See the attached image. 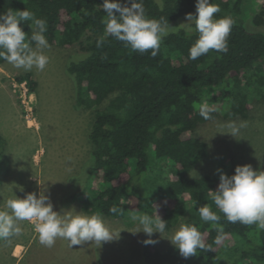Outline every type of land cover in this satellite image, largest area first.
<instances>
[{
  "label": "trees",
  "instance_id": "16d2710c",
  "mask_svg": "<svg viewBox=\"0 0 264 264\" xmlns=\"http://www.w3.org/2000/svg\"><path fill=\"white\" fill-rule=\"evenodd\" d=\"M251 1L211 0L221 9L217 17L235 21L228 50L190 60L196 34L185 32L183 26L162 40L156 57L150 50L133 52L106 35L103 0H0V12L27 9L45 19L50 45L80 43L86 53L66 68L74 83L75 107L93 114L90 165L79 190L81 210L114 218L130 211L158 215L166 221V230L179 222L191 224L212 248L184 258L173 245L158 249L142 240V261L131 264H264V231L229 223L216 209L210 190L218 186L217 172L189 175L207 155V142L195 134L196 127L216 117L244 119L251 100L264 99V32L245 24ZM255 1L258 8L252 11V21L261 24L264 0ZM120 2L130 6L131 0ZM195 2L163 0L161 8L156 0H143L148 18L163 17L170 25L186 22L185 14L195 13ZM21 27L30 38V25L22 21ZM15 80H26L29 90L35 91L30 72ZM204 103L215 109L207 120L198 113ZM2 152L0 135V163ZM234 169L224 167L223 161L225 173L232 175ZM204 205L221 216L215 226L201 221L198 208ZM113 206L120 211L110 212Z\"/></svg>",
  "mask_w": 264,
  "mask_h": 264
},
{
  "label": "rangeland",
  "instance_id": "374dc122",
  "mask_svg": "<svg viewBox=\"0 0 264 264\" xmlns=\"http://www.w3.org/2000/svg\"><path fill=\"white\" fill-rule=\"evenodd\" d=\"M257 8L258 2L252 0L250 9L245 11V24L250 30L264 32V22L255 24L252 21V11ZM180 24L176 21L171 26L178 28ZM81 47L80 43L70 47L50 45L43 50L49 57L43 71L35 68L26 71L6 61L0 64V135L3 139L0 209L7 199L15 195L23 198L27 193L35 192L50 196L56 211H82L79 190L86 183L90 165L88 133L93 114L90 109L75 107L74 83L66 69L69 62L85 57ZM25 72H30L36 81L31 97L33 120L30 123L26 122V111L19 93L12 86L15 76ZM229 124L239 127L237 138L220 133L228 131ZM195 134L207 142V155L195 164L190 176L216 173L217 169L222 170L223 161L224 167L250 163L254 169H264V99L251 100L246 118L216 117L199 124ZM99 215L110 229L121 230L119 239L102 242L100 246L88 242L63 253V248L68 245L66 240L57 239L53 247H45L39 243L32 226L28 222H20L19 234L8 240L0 239V264H63L66 259L64 264H75L73 261L85 254L86 257L95 256L89 264L142 261L141 241L147 236L143 231L137 234L130 231L137 230L138 226V220H133V217L144 214L130 211L118 218ZM181 224L177 223L162 235L154 232L152 238L157 243L152 245L158 249L172 245L167 237ZM17 241L24 244L18 251L19 255L24 253L16 259L11 251Z\"/></svg>",
  "mask_w": 264,
  "mask_h": 264
},
{
  "label": "clouds",
  "instance_id": "9594fccd",
  "mask_svg": "<svg viewBox=\"0 0 264 264\" xmlns=\"http://www.w3.org/2000/svg\"><path fill=\"white\" fill-rule=\"evenodd\" d=\"M156 3L163 8V0H156ZM102 9L106 14L102 19L105 34L123 42L133 52L143 54L150 50L151 56L156 57L162 40L177 29L163 17L148 18L143 0H131L130 6L122 4L120 0H103ZM195 9V13H186V22L179 25L183 26L185 32L196 34V39L189 48L188 58L197 60L210 51L227 52L228 36L235 21L228 16L217 17L216 14L221 9L211 0H196ZM22 21L30 25V38L21 27ZM46 32L47 21L37 18L27 9L0 12V59L26 71L33 68L43 71L49 62V57L43 51L50 47L45 37ZM33 42L35 47L32 46ZM214 111L207 103L200 105L198 109L199 115L205 120L210 119ZM227 127L228 131L220 133L237 138L239 127L235 124ZM217 172L219 183L215 190H210V194L219 213L229 223L255 225L258 230L264 231V169H254L250 163H246L236 165L232 175L221 169H217ZM109 211L115 214L120 209L113 206ZM198 213L201 221L211 222L213 226L221 219L209 205L200 206ZM133 220H138V226L137 230L130 232L137 234L143 231L147 236L142 241L144 245L157 243L152 238L153 233L162 235L167 227L166 221L158 215L153 218L145 214L133 217ZM20 222H29L39 243L49 248L54 246L57 239L66 240L69 247L88 242L100 246L102 242L119 239L121 231L110 229L99 214L88 215L74 209L56 211L50 196L45 193L37 195L35 192H29L23 198L15 195L6 200L3 209H0V239L19 234ZM218 232L219 241L222 229H218ZM167 238L184 258L212 250L198 228L191 224L182 223Z\"/></svg>",
  "mask_w": 264,
  "mask_h": 264
},
{
  "label": "built area",
  "instance_id": "2783aa9c",
  "mask_svg": "<svg viewBox=\"0 0 264 264\" xmlns=\"http://www.w3.org/2000/svg\"><path fill=\"white\" fill-rule=\"evenodd\" d=\"M12 86L14 90L19 93L20 101L26 111V115H25L26 122L30 123L33 120L32 98H31L32 92L29 90L26 80H22V81L14 80L12 82Z\"/></svg>",
  "mask_w": 264,
  "mask_h": 264
},
{
  "label": "crops",
  "instance_id": "0c3cea01",
  "mask_svg": "<svg viewBox=\"0 0 264 264\" xmlns=\"http://www.w3.org/2000/svg\"><path fill=\"white\" fill-rule=\"evenodd\" d=\"M23 243L22 242H20V241H17V242H15L14 243V248L12 249V251H11V255H12V257H14V258H19L21 255H19L20 254V252H18V251H20L19 249L21 248H23ZM78 247V246H77ZM75 247H73V249H74ZM25 249H26V245H25ZM72 249V247H69V245H67L66 244V246L63 248V253L65 252L66 253V251H69V250H71ZM93 250V248L90 250V251H92ZM25 251V250H24ZM89 250H88V252H90ZM82 256V255H81ZM92 257H95V256H93V255H87V257H86V254L81 258L80 256L76 259V261H73V262H75V264H89L91 261H92ZM81 259V260H80ZM69 260H71V259H69ZM65 261H67V259L65 260ZM65 261H64V263H65ZM63 263V264H64ZM92 263V262H91Z\"/></svg>",
  "mask_w": 264,
  "mask_h": 264
}]
</instances>
